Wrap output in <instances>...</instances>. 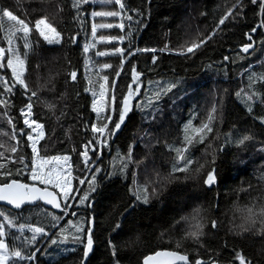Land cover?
Segmentation results:
<instances>
[{
	"label": "trees",
	"instance_id": "obj_1",
	"mask_svg": "<svg viewBox=\"0 0 264 264\" xmlns=\"http://www.w3.org/2000/svg\"><path fill=\"white\" fill-rule=\"evenodd\" d=\"M122 2L125 9L121 17H93V11H118L119 6L89 0L81 6L78 16L71 7V0H0V9L11 11L30 27L34 28L38 19L47 16L61 34L59 44H48L32 31L33 47L28 52L24 79L30 91L37 92V96L31 97L33 107L29 119L44 125L45 136L38 145L40 156L70 157L73 188L69 214L56 213L42 203L20 212L0 206V212L17 223L43 226L50 233L38 239L35 246H28L16 239L20 235L16 229L6 228L5 242L10 249L22 248L25 254L40 249L34 261L24 260L18 264H84L85 261L86 264H144L146 257L166 250L187 254L192 264L197 259L206 264H239L235 259L237 252H242L251 264H264V234L257 232L262 227L261 218H257L255 227L242 218L247 207L264 206V124L260 122L264 117V103L257 100L250 113L242 99L252 91L264 95V83L249 87V74L264 73V27L259 26L262 19L259 4L243 0L242 14L237 15L241 9L236 8L233 15L219 25V20L237 0ZM128 16H132V20ZM95 18L102 24L113 25L102 28L106 37H124L122 42L101 43L112 52L116 48L125 49L127 59L122 68V57L118 54L97 56L95 53L99 50L95 48L84 52V46L94 41ZM121 23L123 29L117 27ZM129 32L131 37L127 35ZM246 34L252 35L251 41ZM16 42L21 45L22 55L25 49L21 41ZM193 43H201V47L188 53L186 49ZM249 43L253 47L243 52L242 46ZM166 46L167 50L161 51ZM0 47L7 48L2 36ZM138 48L156 49V52H136L129 57V53ZM182 52L184 54H180ZM154 56L155 63L152 62ZM93 61H96L95 69L100 68L97 72L90 69ZM105 63L112 67L103 68ZM133 66L141 73L137 82L141 85L139 94L131 100V111L120 129L108 137L113 124L118 122L121 101L129 85L133 90L137 87L132 80ZM71 72H76L75 81L70 79ZM105 75L109 77L105 102L115 110L101 114H110L112 120L103 137L107 138V143L100 145L96 144L100 134L90 129L104 123L103 119L97 120L92 104L94 99H99V84L103 83ZM0 76L7 78L11 85L10 69H0ZM170 84L175 87L155 100V92ZM89 87L97 92V97L86 91ZM0 92H3L0 99L7 102V106L0 105V131L9 133L0 135L3 145L0 152L6 158L19 161L23 156L27 161L32 158L31 142L26 141V136H20L19 130L24 129L26 133L30 130L21 114V109L29 103L30 92L26 95L19 84L12 93L4 92L0 85ZM238 92L241 97L236 95ZM150 100L153 102L149 103ZM48 104H54V110H49ZM213 107L216 109L211 124L213 132L204 144H196L189 152V158L204 167L196 172L194 163L187 172L173 173L175 152L168 146L181 147L185 125L191 121L193 127H199L207 122L209 115H213ZM9 119L17 130L18 146L10 138ZM245 136L249 139L239 144ZM90 140L98 149L88 153L91 170L84 165L81 156L83 145ZM210 142L212 148L205 152ZM13 146L18 147L15 154L10 152ZM130 148L132 162L122 170V161ZM8 167L15 173L23 166L9 163ZM213 168L216 182L210 187L204 181ZM93 175L95 191L89 186ZM12 178L45 187L31 181L27 174L13 175L9 179ZM81 179L84 184L79 183ZM145 184L149 195L147 204L133 195L136 186ZM55 191L62 198L63 195ZM85 193L89 198L81 205L79 201ZM196 208L200 209V215L193 220ZM72 211L75 216L70 214ZM52 214L62 217L55 222L56 227L52 226ZM212 221L216 222L215 228ZM197 222L203 225L199 242L187 237ZM241 224L251 231L242 232ZM73 225L82 226L84 232H76ZM89 228L93 247L84 259V244L74 240V236L84 237ZM53 239L57 240L56 244L51 243ZM112 245H115V256Z\"/></svg>",
	"mask_w": 264,
	"mask_h": 264
},
{
	"label": "snow or ice",
	"instance_id": "obj_2",
	"mask_svg": "<svg viewBox=\"0 0 264 264\" xmlns=\"http://www.w3.org/2000/svg\"><path fill=\"white\" fill-rule=\"evenodd\" d=\"M93 3H99L101 5L107 4H116L119 6L118 11H93L91 15L93 17H121L122 12L125 9V5L122 0H92ZM89 3V0H71V7L77 11V15L79 16L80 8L83 4ZM253 4H259V14L262 17L260 22V27H264V0H251ZM236 8H240L241 12H238L237 15L242 14L243 9V0H237V3L233 5L231 9L227 11V13L222 16L219 20V25H223L225 21L233 15V11ZM62 11V9H60ZM129 20H132V16L127 17ZM111 28L113 27L112 24H93L92 26V36L96 37V29L97 28ZM117 27L123 29V23L117 25ZM35 30L40 37L43 38L45 42L48 44H59L61 42V34L57 31V29L53 26L52 23L48 21L47 16L38 19L35 24L34 28L30 27L25 20L18 18L14 15L11 11L6 9H0V36H2L3 40L7 43V48L0 47V69L7 67L11 70L12 76V83L9 85L7 78L0 76V85H3L4 92L12 93L13 88L19 84L23 89L25 94L27 95L30 92L29 103L26 104L24 109H21V114L24 117V124L27 125L32 132L37 133L34 137L31 133H26L24 129L19 130L20 136H26V141L31 142L30 148L32 152V158L29 160H25L23 156L19 158V161L14 159L13 157H5L3 152H0V160L4 162H0V201H5L8 204L13 205L15 208H20L26 202H35L37 200H42L49 205H52L56 209H60L61 212L65 214H69V210L71 208V204L69 203L68 197L71 192V171H70V164L68 163L70 157L68 156H52V157H41L39 153V149L37 147L40 140L44 139L45 133L43 131L44 125L37 123L36 121H29V115L31 114L32 110V103L31 97L37 96L36 91H30L29 86L24 79V76L27 72V56L28 52L32 49L33 45L30 40V35L32 31ZM253 32L256 31L255 28L252 29ZM129 37H131V32L127 33ZM212 35H215L213 33ZM247 39L249 41L252 40L251 34H246ZM211 39V36L208 37ZM100 40H119L123 41L124 37H105L101 36ZM16 41H22V47L25 49L24 53L21 55L20 47L21 45L15 43ZM73 42H75V37H73ZM203 43V42H201ZM201 43H193L190 47L186 49L188 53L194 52L195 49L201 47ZM253 47L252 43L246 44L242 46V51L247 53L249 49ZM90 48H95V44H86L84 46V52L87 53ZM167 50V46L165 49H161V51ZM125 49L123 48H116L113 52H105L99 51L96 52L95 55L97 56H107V55H120L122 57L121 68L123 66ZM136 52H156V49H136L135 52H130L129 57L131 55H135ZM6 53H10L11 55L8 56L6 63H5V56ZM180 54H184L183 52ZM225 60H228V57H224ZM153 63L156 62V57H153ZM103 68H111V64H103ZM117 77L119 76V71L115 74ZM141 73H137L135 66L132 67V80L133 83L137 84L135 90L132 89V86L129 85L127 94L122 98L121 101V108L119 110L118 122L113 124L112 129L108 132V137L114 136L115 132L120 129L121 125L124 123L125 118L129 111H131V100L134 96L139 94V90L141 85L137 82L139 81ZM70 79L75 81L76 80V72H71L69 74ZM109 77L107 75L102 77L103 83L99 84V99H94L92 108L93 111L97 113V120H104V123L101 127H96L95 125L92 126L90 129L93 133H99L100 136L96 137V144L106 145L107 138L101 139L103 137L105 130L108 129L109 123H111L112 117L111 115L101 116L100 114L105 113V111H114L111 107V104L105 102V95H106V86L108 84ZM257 82L264 83V73L261 74H249V87H253ZM88 83L91 85L92 81L89 79ZM175 87L174 84H170L167 87L158 90L155 92V100H159L163 95H166L171 89ZM86 91L91 92L93 97H97V92L93 91L91 87L86 88ZM111 91L114 93L115 91V78L113 80ZM3 95V92H0V96ZM238 97H241V93L238 92L236 94ZM243 102L247 105V110L251 113L253 109V105L259 100L260 103H264V95H262L258 91H252L251 94H245L243 97ZM111 101L114 103L115 95L111 96ZM153 101L150 100L149 103ZM0 105L7 106V102L3 99H0ZM47 107L49 110H54V104H48ZM216 112L215 107L212 109L213 115H209L208 121L202 123L199 127H193L192 122L189 121L188 124L185 125L184 128V136H183V143L181 147H173L168 146L170 151L175 152V161L176 163L173 165L172 172H187L194 163L197 164V168L195 169L196 172H199L204 165L199 163L198 161L189 158V152L192 147L196 144H204L205 140L208 136L213 132V128L211 124L215 119L214 113ZM154 118V117H153ZM260 122L264 124V117L260 118ZM8 123L12 126L11 136L10 138L16 141V145L18 146L20 141L18 139L17 130L15 125L12 124V121L9 119ZM35 125V127H33ZM0 135H9L7 132L0 131ZM218 139V137H216ZM249 137L245 136L240 141L239 144H243ZM13 146L10 149V152L15 154L18 151V147ZM0 147H3L0 144ZM212 148L211 142L205 146V152L208 149ZM223 150L222 147L220 149ZM89 151L96 152L98 151L97 147L94 145L93 141H88L87 144L83 145V151L81 152V156L83 157L82 162L86 167H89L91 170L88 161L90 159L88 153ZM132 162V152L131 148L126 157H124L122 161V170H126L128 164ZM214 162V158H213ZM16 164L19 163L23 167L17 168L15 173L8 167V164ZM27 174L32 181L38 182L40 185H44L45 187H39L36 183H24L21 182L19 179H9L13 175L21 176ZM84 180H79L80 184H84ZM216 182V175L215 169L213 168L210 170L205 178L204 183L208 186H212ZM59 189L60 192L63 194L62 198L57 195L56 192L50 191L49 187ZM90 190L95 191V175L92 176L90 181ZM136 200L142 201L143 203L147 204L149 202V195H148V186L145 185H138L136 186V190L133 192ZM88 194L85 193L82 198L80 199L79 203L83 205L85 201L88 200ZM63 203L64 207H61ZM71 215L75 216L76 213L72 211ZM200 215V209L196 208L193 210L192 219L196 220L197 217ZM260 217L259 220L262 227L257 230L259 234H264V206L256 208L255 204L249 206L245 210V215L242 217L245 223H250L253 227H255L257 223V218ZM52 226L56 227V221L62 219L61 216H57L52 214ZM182 219H188L187 217H182ZM70 223V222H69ZM76 232H84V228L82 226H76ZM116 227L118 228L119 225L117 224ZM212 227H216V222L212 221ZM242 229V232L251 231V228L245 227L244 224L239 226ZM6 228H14L20 235L16 236V239H21L24 245L28 246H35L38 239L47 237L50 235L46 231L43 226H35L30 223H17V221L3 212H0V264H18L19 261L29 260L34 261L36 252H39V248H35L34 251L25 254L22 248L10 249L9 245L5 242L6 236ZM203 225L197 222L193 225V230L187 233V237H191L193 240L199 242L200 237L203 235ZM67 229H62V231H66ZM25 232H30V236H24ZM238 233V234H242ZM186 237V238H187ZM74 240L84 244L85 251L83 253V258L86 259L89 252L92 250L93 247V239L91 229L85 233L84 237L74 236ZM52 244H56L57 240H51ZM179 247V244L177 245ZM112 254L115 256L116 249L115 245H112ZM235 259L239 262V264H251V260L244 256L242 252H237ZM177 262H183V264H190L189 258L187 254H181L176 251H158L154 255L148 256L144 260V264H177ZM194 264H206V262L202 259H197ZM214 264V262H213Z\"/></svg>",
	"mask_w": 264,
	"mask_h": 264
},
{
	"label": "rangeland",
	"instance_id": "obj_3",
	"mask_svg": "<svg viewBox=\"0 0 264 264\" xmlns=\"http://www.w3.org/2000/svg\"><path fill=\"white\" fill-rule=\"evenodd\" d=\"M94 24H96V25H99V24H102V22L100 21V20H98V18H95V20H94ZM101 36H105L106 37V35H105V33L103 32V30H102V28H97L96 29V37L94 38L93 37V39H94V41H93V43L95 44V49H97V50H99V51H105V52H109V53H111L112 52V50H110V49H107V47H105L104 45H102L101 43L102 42H104V41H106V40H100V37ZM15 43H17V42H15ZM21 43H22V41H21ZM91 51V48L89 49V52ZM9 55H11L10 53H6V56H5V62H6V60H7V58H8V56ZM111 55V54H110ZM96 68V61H93V62H91V64H90V69H91V71H93V72H97V71H99L100 70V68L99 69H95ZM107 97V93H106V95H105V98ZM112 107V106H111ZM101 115V114H100ZM203 117H206V114H203L202 115ZM29 121L31 122V120L29 119ZM33 127H35V125H33ZM27 133H31L34 137L37 135V133H35V132H32V130L30 129ZM106 134V130H105V133H104V135ZM104 135H103V137H104ZM103 137H101V139H103ZM41 141V140H40ZM40 141H39V143H40ZM39 143H38V145H39ZM38 145H37V147H38ZM69 163V162H68ZM70 164V163H69ZM70 171H71V169H70ZM70 179H71V192H70V195H69V197H68V200L71 198V196H72V192H73V188H72V174H71V177H70ZM31 180V179H30ZM32 181V180H31ZM33 182H35V181H33ZM49 188H52L51 186H48ZM55 189V188H54ZM55 190H58V192L59 193H61L60 192V190L59 189H55ZM62 194V193H61ZM63 195V194H62Z\"/></svg>",
	"mask_w": 264,
	"mask_h": 264
},
{
	"label": "water",
	"instance_id": "obj_4",
	"mask_svg": "<svg viewBox=\"0 0 264 264\" xmlns=\"http://www.w3.org/2000/svg\"><path fill=\"white\" fill-rule=\"evenodd\" d=\"M37 186H39V185H37ZM39 187H41V186H39ZM49 190H50V191H54V192H56L55 190L50 189V188H49ZM56 193H57V192H56ZM57 195L59 196L58 193H57ZM59 197H60V196H59ZM38 203H42V204H43L47 209H49V210H52V211H54V212H56V213H61V210H60V209H56V208H54L52 205H49V204H47L46 202H44V201H42V200H37V201H35V202H26V203H24L20 208H15L13 205L8 204V203L5 202V201H0V206L6 207V208H8V209H10V210H12V211L20 212V211L24 210V208H26V207H29V206H31V207H35L36 205H38ZM61 207L63 208V203L61 204ZM166 251H167V250H166ZM152 255H154V254H152ZM150 256H151V255H150ZM87 258H88V256H87ZM188 258H189V257H188ZM189 262H190V264H192L191 261H190V258H189ZM84 264H86V261H85ZM177 264H183V262H177Z\"/></svg>",
	"mask_w": 264,
	"mask_h": 264
}]
</instances>
